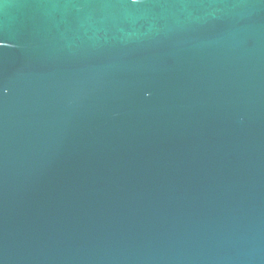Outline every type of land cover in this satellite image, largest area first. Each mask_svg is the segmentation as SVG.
<instances>
[{
  "label": "water",
  "instance_id": "1",
  "mask_svg": "<svg viewBox=\"0 0 264 264\" xmlns=\"http://www.w3.org/2000/svg\"><path fill=\"white\" fill-rule=\"evenodd\" d=\"M0 264H264V0H0Z\"/></svg>",
  "mask_w": 264,
  "mask_h": 264
},
{
  "label": "snow or ice",
  "instance_id": "2",
  "mask_svg": "<svg viewBox=\"0 0 264 264\" xmlns=\"http://www.w3.org/2000/svg\"><path fill=\"white\" fill-rule=\"evenodd\" d=\"M0 46H3L2 42H0Z\"/></svg>",
  "mask_w": 264,
  "mask_h": 264
}]
</instances>
